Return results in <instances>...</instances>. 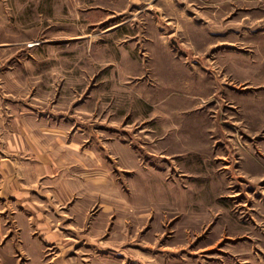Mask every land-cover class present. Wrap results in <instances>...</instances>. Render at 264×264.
I'll return each mask as SVG.
<instances>
[{
    "label": "rangeland",
    "instance_id": "374dc122",
    "mask_svg": "<svg viewBox=\"0 0 264 264\" xmlns=\"http://www.w3.org/2000/svg\"><path fill=\"white\" fill-rule=\"evenodd\" d=\"M16 135L68 199L11 210L81 220L49 264H264V0H0Z\"/></svg>",
    "mask_w": 264,
    "mask_h": 264
},
{
    "label": "crops",
    "instance_id": "0c3cea01",
    "mask_svg": "<svg viewBox=\"0 0 264 264\" xmlns=\"http://www.w3.org/2000/svg\"><path fill=\"white\" fill-rule=\"evenodd\" d=\"M20 140L16 135L15 147L8 151L0 150V264H18L23 254L28 256L27 264H49L54 259H49L51 249L59 251L57 260L60 253L76 250L81 220L80 217H69L67 227L66 213L28 211L27 207L11 210L10 204L29 205L32 208L33 203H44L49 210L51 198L61 204L68 199L64 184L61 183L54 185L58 189L56 196H50L51 183L46 177L51 171L48 153L43 149L34 150L33 153L32 149L28 153L30 158L19 160L26 151ZM12 167L21 173L20 177H12ZM30 188H38V192L31 194L33 191Z\"/></svg>",
    "mask_w": 264,
    "mask_h": 264
}]
</instances>
